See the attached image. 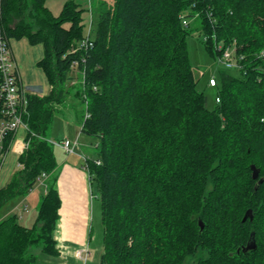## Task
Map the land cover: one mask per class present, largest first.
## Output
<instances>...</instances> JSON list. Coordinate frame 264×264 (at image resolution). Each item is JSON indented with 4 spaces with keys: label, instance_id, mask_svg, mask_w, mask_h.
I'll return each mask as SVG.
<instances>
[{
    "label": "trees",
    "instance_id": "16d2710c",
    "mask_svg": "<svg viewBox=\"0 0 264 264\" xmlns=\"http://www.w3.org/2000/svg\"><path fill=\"white\" fill-rule=\"evenodd\" d=\"M46 1L2 0L7 35L42 46L36 66L51 90L28 96L29 145L0 189V210L27 197L42 173L46 192L31 227L14 213L0 217V264H36L35 248L59 256L47 132L71 96L85 109L81 133L97 144L86 168L100 201L99 264H264V0H98L91 46L75 52L87 9L67 1L54 16ZM193 31L211 60L218 44L238 58V69L218 66L211 77L212 109L197 89ZM74 63L81 85L71 84ZM246 213L252 220L242 222ZM251 240L255 249L244 251Z\"/></svg>",
    "mask_w": 264,
    "mask_h": 264
},
{
    "label": "rangeland",
    "instance_id": "374dc122",
    "mask_svg": "<svg viewBox=\"0 0 264 264\" xmlns=\"http://www.w3.org/2000/svg\"><path fill=\"white\" fill-rule=\"evenodd\" d=\"M67 1H75L76 3L80 4L83 8L87 9V11L84 14V24H85L84 32L85 35H87L89 28L91 27L92 24V19H95L96 17L95 7L98 0H90L89 4H88V0H47L46 6L49 8L51 13L54 16H56L59 13L60 9L62 8V5ZM188 43H189L190 58L196 70V74L199 78L197 89L205 95L207 100V107L209 109H212L214 108L215 105L214 98L216 91L214 88H211L207 85V80L216 74L218 66L215 60H211L205 54L196 32L194 31L192 32V36L189 38ZM70 76L72 78L71 80L72 85L73 84L81 85V83H83L82 82L83 75L80 71H78V69L72 70ZM35 87L36 89H32L27 84L25 85L27 91L35 95H43L47 93L48 90L47 85L45 84L44 81H41L39 77L36 79ZM50 90L51 87H49V91ZM84 113H85V109L82 103L72 96L69 97L66 102H64L61 106H59L58 111L55 114L52 126L47 132V138L49 139V141L59 142L61 140L68 139L72 143L77 139L80 149V151L78 149V154H80L79 152H83V151L95 153L97 148L95 139L91 136L81 133L80 131L82 124V117ZM27 146L25 145L24 150L27 148ZM53 148L56 157L58 156L61 157L60 154L64 155V152L62 153L59 147L54 145ZM12 154L8 155L7 162L12 161L11 158L14 155ZM86 167L87 165H85V168ZM20 168L21 166H16L15 171L19 170ZM3 169H5V165L1 167L0 172L3 171ZM85 171L87 172V168ZM87 180L89 182V178ZM40 192H42L40 187L36 189L34 188L33 191L27 197L23 199L15 198L10 200L1 208L0 217L7 216L11 213L18 215L19 218L20 215H22L23 220L21 221V224L31 227L35 222V218L37 214V203L39 196L41 195ZM23 205L27 206V211L21 213L23 212L22 211ZM87 212H88L87 231H89L90 245L89 243L86 242L84 243L83 246H81V248L85 246H89L90 256L86 264H99V258L102 253V225H101L100 201L97 196L91 197L90 201H88ZM30 252L37 257L36 264H45L43 263L45 259L53 258L48 255L42 254L38 248L31 249ZM57 262L58 261H55L56 264ZM78 262H79L78 264H83L79 260ZM191 263H192L191 260H187L185 264H191Z\"/></svg>",
    "mask_w": 264,
    "mask_h": 264
},
{
    "label": "crops",
    "instance_id": "0c3cea01",
    "mask_svg": "<svg viewBox=\"0 0 264 264\" xmlns=\"http://www.w3.org/2000/svg\"><path fill=\"white\" fill-rule=\"evenodd\" d=\"M12 50L24 87L27 84L32 89H36V79L39 77V79L44 81L47 85L48 93L50 86H48L42 70L36 66L43 56L42 46H31L26 39L20 41L13 40ZM31 94L34 95L33 93ZM46 94L38 96H44ZM20 146L21 145L18 144L16 150H18ZM60 151L63 153L62 149H60ZM79 153L80 154L72 155L74 157L68 156L65 153L64 155L60 154L61 157H56L58 164L56 170V189L61 201V206L58 211L59 218L55 231V240L59 248V256L45 259L43 262L45 264H56L55 261H58L57 264H78V260L73 256L74 251L80 249L86 242L90 245L89 231H87V211L88 201H90V198L93 196L91 194L90 184L87 180L88 174L84 169L86 164L82 157L87 159L94 158L95 153H90L88 151ZM8 155L1 165V167L5 165V169L0 172V189L7 185L15 172V167L19 166L17 163L18 157L12 154V161L7 162ZM22 211L21 213L25 212L24 210ZM4 217L6 216L2 218ZM21 217L22 215H20L19 218L20 223L23 220V217ZM87 247L89 248V246Z\"/></svg>",
    "mask_w": 264,
    "mask_h": 264
},
{
    "label": "built area",
    "instance_id": "2783aa9c",
    "mask_svg": "<svg viewBox=\"0 0 264 264\" xmlns=\"http://www.w3.org/2000/svg\"><path fill=\"white\" fill-rule=\"evenodd\" d=\"M89 1L90 0H88V4ZM2 19V0H0V167L9 153H13L19 157L24 152L25 145H29V130L27 125L24 123V118L28 114L27 108L29 94L24 87L18 70V65L13 54V39H11L5 32ZM183 23L185 26L188 25L187 20ZM90 28L87 37L81 41L78 46L73 48L72 52H75L77 49L91 46L88 39ZM216 49L220 52L219 56L216 58L217 66L225 69L239 68L238 58L236 56L234 46L223 47L222 45H218ZM262 57L264 58V53L262 54ZM76 68L77 66L72 67L73 70H76ZM215 86L216 81L214 78H210L209 87ZM216 101L218 102V100ZM7 140L8 147L5 149V143ZM51 143L62 149L68 156L78 154L79 144L77 139L72 143L68 139L61 140L59 142L54 141ZM18 144L21 146L18 150H16ZM82 158L86 164L87 158ZM96 163L99 164L98 161H96ZM84 169L86 170V168ZM46 178L47 175L42 173L41 176L37 178L34 188L36 189L40 187L42 192L45 193L46 186L44 181ZM23 210L27 211L26 205H23ZM73 256L83 264H86L90 256V250L87 246L82 247L81 249L74 251Z\"/></svg>",
    "mask_w": 264,
    "mask_h": 264
},
{
    "label": "water",
    "instance_id": "95a60500",
    "mask_svg": "<svg viewBox=\"0 0 264 264\" xmlns=\"http://www.w3.org/2000/svg\"><path fill=\"white\" fill-rule=\"evenodd\" d=\"M250 171H251V177H252V179L253 180H258V178H259V170L254 165H251ZM261 183H262V181L259 180V184H261ZM247 218H249L250 220H252V217L251 216L249 217L248 214L246 213L245 216H244V218H243V220H242V222H245V220ZM199 224H200V229L202 230L203 229V226H202L201 222H199ZM251 237L253 239V234L251 235ZM255 247L256 246H255L254 240H251L248 243V245L244 248V251L254 250Z\"/></svg>",
    "mask_w": 264,
    "mask_h": 264
},
{
    "label": "bare ground",
    "instance_id": "6f19581e",
    "mask_svg": "<svg viewBox=\"0 0 264 264\" xmlns=\"http://www.w3.org/2000/svg\"><path fill=\"white\" fill-rule=\"evenodd\" d=\"M182 18H183L182 23H183L184 21L187 20L186 17H182ZM183 25H184V23H183ZM184 26H185V25H184ZM218 45H220V44H218ZM218 45L215 46V49H216V47H217ZM216 52H218L217 49H216ZM76 66H78V64H77V63H74L72 67H76ZM25 89H26V88H25ZM26 90H27V89H26ZM27 93H28L29 95H31V93H30L29 91H27ZM27 110H28V108H27ZM24 123H25V122H24ZM45 174H46V173H45ZM46 175H47V174H46ZM47 176H48V175H47Z\"/></svg>",
    "mask_w": 264,
    "mask_h": 264
}]
</instances>
